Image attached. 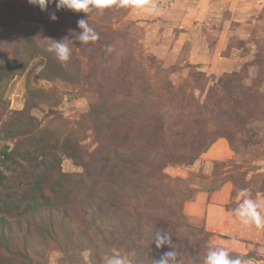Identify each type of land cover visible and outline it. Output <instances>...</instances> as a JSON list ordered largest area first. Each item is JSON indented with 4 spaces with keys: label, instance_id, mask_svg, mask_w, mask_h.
Returning a JSON list of instances; mask_svg holds the SVG:
<instances>
[{
    "label": "rangeland",
    "instance_id": "1",
    "mask_svg": "<svg viewBox=\"0 0 264 264\" xmlns=\"http://www.w3.org/2000/svg\"><path fill=\"white\" fill-rule=\"evenodd\" d=\"M155 3L161 15L89 14L100 39L74 41L61 63L48 38H71L85 14L60 10L53 22L54 4L0 0V264H102L106 254L151 264L170 250L153 242L163 226L180 264H203L233 236L236 252L264 260V231L231 217L241 189L264 202V0ZM196 138L208 145L195 158L166 161ZM112 150L142 163L99 172ZM149 163L161 181L152 191L137 181ZM118 170L127 190L103 205L109 218L87 210L81 196L117 190L97 180Z\"/></svg>",
    "mask_w": 264,
    "mask_h": 264
},
{
    "label": "clouds",
    "instance_id": "2",
    "mask_svg": "<svg viewBox=\"0 0 264 264\" xmlns=\"http://www.w3.org/2000/svg\"><path fill=\"white\" fill-rule=\"evenodd\" d=\"M27 3L38 7L42 12H47L49 5H55V11L49 13V19L57 21L56 12L60 10H71L75 13H84L85 17L77 21L79 32L70 29L71 38L62 39L48 38L50 41L45 51L54 54L55 58L61 63H67L72 55L70 44L78 41L80 44L87 45L95 43L100 39L99 33L90 26L88 22L89 14L112 7L115 5L121 9H144L153 16L161 15L160 8L155 0H27ZM108 51H112L108 47ZM240 202L231 210L233 222H239L243 228H255L258 231H264V202L254 199L250 190L241 189L238 193ZM153 242L157 249L167 245L170 250L164 252L159 258H153L151 264H180L178 259L180 253L172 243V236L167 230L160 229L155 233ZM241 247L237 237L230 238L229 246L212 245L203 257V264H257L253 257L247 256L243 252H236ZM236 252L235 255L232 253ZM257 256L264 258V243L256 248ZM102 264H132V261L126 255L106 254L102 258ZM264 264V260L260 261Z\"/></svg>",
    "mask_w": 264,
    "mask_h": 264
},
{
    "label": "trees",
    "instance_id": "3",
    "mask_svg": "<svg viewBox=\"0 0 264 264\" xmlns=\"http://www.w3.org/2000/svg\"><path fill=\"white\" fill-rule=\"evenodd\" d=\"M195 143L197 145H192L191 146V150L189 152V154L184 157V156H181L180 154H177L175 152H171L169 153L166 161H180V160H185V161H191L193 158L196 157V153H195V150L196 151H201L202 149H205L208 145V143L204 140H200V138H196V141ZM195 148V149H194ZM146 152L149 151V148L148 146L146 147ZM193 151V153H192ZM111 152V153H110ZM107 153L109 154L108 156H102L101 158H99V172H103L105 169V166L108 164V162L110 163H113V164H118V165H122L124 166L125 164H129V165H137L138 163H142V162H137L135 160H130L129 157L127 155H124V154H119L117 153V150H112ZM127 153H130V152H127ZM6 155V151H4V153ZM146 160L148 158V155L146 154ZM145 160V161H146ZM149 166L146 167V170L144 172H140L138 175V179L137 181L140 182L141 184V187L144 188L146 191H152L150 189H152L153 187L154 188H157L160 187L159 183V176H157L158 174V171H159V166H153L151 165L150 163L148 164ZM106 179V182H101L99 180H97V184L100 183L101 186L100 187H104L105 184L104 183H107L106 186L108 188H110L111 190L113 189V185L112 184H115V183H118L119 186L117 188V190L115 189L114 191H109L108 193L104 192V189L102 188H99V189H95V187L93 186V189L91 191H88L86 195H83L81 196V202L83 203V205H87L86 209L87 210H90V208H93L94 206L96 207V211L98 212V216L101 217V215H103L105 218H109L108 214H105L103 212V205L104 204H112L114 201H120V195L118 194V191L119 189H123V186H125V191L127 190V187H126V182L123 178V173L121 171L118 170V172L116 174H112L110 172V174L108 175ZM0 181H2V179H0ZM122 181H125L122 182ZM123 184V186H122ZM156 185V186H155ZM130 192H131V189H128ZM103 191V192H102ZM160 193L162 192L161 189L159 190ZM112 192V197L111 199L109 198H106L105 196V193L106 194H109ZM155 195L157 196L158 195V191H156ZM152 198V197H151ZM150 198V199H151ZM153 201V200H152ZM117 204L120 205V202H118ZM120 207V206H119ZM157 209H162L161 207H156V206H153ZM168 208V207H167ZM164 207V210L166 211H171L170 209H167ZM174 214V213H173ZM66 215V214H63V216ZM159 217H162V214H158ZM158 218V217H157ZM91 217H88V220H90ZM3 218L0 219V230L1 228H3ZM67 227V226H66ZM162 229H164V226L162 227ZM113 231V230H112ZM132 231V230H131Z\"/></svg>",
    "mask_w": 264,
    "mask_h": 264
}]
</instances>
